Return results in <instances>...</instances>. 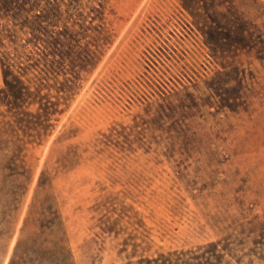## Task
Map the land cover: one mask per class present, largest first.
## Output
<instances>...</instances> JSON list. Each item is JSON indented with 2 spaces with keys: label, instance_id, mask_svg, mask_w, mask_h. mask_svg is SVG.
Masks as SVG:
<instances>
[{
  "label": "rangeland",
  "instance_id": "rangeland-1",
  "mask_svg": "<svg viewBox=\"0 0 264 264\" xmlns=\"http://www.w3.org/2000/svg\"><path fill=\"white\" fill-rule=\"evenodd\" d=\"M30 3L0 11V264L47 203L75 264H264V0Z\"/></svg>",
  "mask_w": 264,
  "mask_h": 264
},
{
  "label": "trees",
  "instance_id": "trees-1",
  "mask_svg": "<svg viewBox=\"0 0 264 264\" xmlns=\"http://www.w3.org/2000/svg\"><path fill=\"white\" fill-rule=\"evenodd\" d=\"M28 4L31 5L30 0H19V2L16 0H0V11L24 10L22 25L29 26L28 21L25 19L29 18L31 12L34 15L39 13L33 11V8L27 9L28 7L26 6ZM29 27L34 28L33 26ZM0 62H2L1 58ZM2 65L4 66L3 78L7 95L6 103L4 104L10 107V111L14 113L17 121L22 123L25 119L23 118L20 104L26 98L27 88L22 79L11 72L9 64L2 62ZM6 166L12 176L21 174L16 168L17 163L13 157L9 158ZM34 212H37L42 217L38 218L37 224L35 223L38 231L32 233L25 230L27 222L24 223L21 235L14 245L8 264H75L66 243L63 221L57 209L50 203H47L46 207L39 206L38 209H33L32 205L30 213ZM162 256L154 258V264H166L163 262Z\"/></svg>",
  "mask_w": 264,
  "mask_h": 264
}]
</instances>
